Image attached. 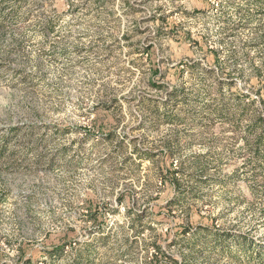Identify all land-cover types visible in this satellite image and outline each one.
Wrapping results in <instances>:
<instances>
[{"label": "rangeland", "instance_id": "374dc122", "mask_svg": "<svg viewBox=\"0 0 264 264\" xmlns=\"http://www.w3.org/2000/svg\"><path fill=\"white\" fill-rule=\"evenodd\" d=\"M241 2L0 0V264H72L83 242L92 264H151L156 241L188 264H234L191 232L197 224L247 230L244 116L232 125L201 106L194 118L184 109L181 123L165 122L151 105L200 79L219 81L227 101L234 82L262 112L249 82L264 80V3L240 27ZM219 45L237 53L224 70L179 74L183 62L212 67L209 49ZM143 150L153 156L139 158ZM168 167L177 172L163 181ZM94 205L100 214L90 220ZM181 226L191 228L186 238L175 234ZM68 241L51 260L39 253Z\"/></svg>", "mask_w": 264, "mask_h": 264}, {"label": "trees", "instance_id": "16d2710c", "mask_svg": "<svg viewBox=\"0 0 264 264\" xmlns=\"http://www.w3.org/2000/svg\"><path fill=\"white\" fill-rule=\"evenodd\" d=\"M263 3L264 0H242L236 8L240 11V17L235 25L244 27L247 23L251 22L253 17L249 12V8L255 6L256 10L259 8L261 9ZM195 12L202 14L205 11L198 9L195 10ZM222 16L223 15L218 14L216 19L220 21L223 18ZM47 26L49 30L53 29L52 24H47ZM261 34L262 33H260V35L259 33L255 34L253 37L254 40H261L263 38ZM149 49L150 48L146 50V53H148ZM209 52L212 54L211 64L215 67H203L197 63L183 62L184 67L183 69L179 68V74L187 71L190 77L198 76L200 74L206 78H211L216 72V69L221 71L224 70L222 68L227 65L229 59H233L237 56L236 50L222 51L221 45L209 49ZM261 64L264 65V59L261 60ZM252 66L254 67L253 64ZM257 69L258 66L256 65L255 70ZM153 72L157 74L159 72L158 67H154ZM199 80L196 79L194 85H191L189 88H170L166 93V97L159 100L160 105L153 104L151 105V109L159 113V116L163 118L162 121H175L181 123L179 120L181 118L180 113H178L179 110L186 109L187 111L185 113L189 112L192 115V118H194L193 114L196 107L200 109L201 106L202 108L206 106L213 115L220 116L224 113L226 116H231L233 118L232 125L234 124L237 126L240 125L241 118H239V115L242 113L246 120L243 129L244 135L241 137L243 140L242 154L244 155L242 165L246 168V175H244V178L247 181V187L252 198L251 200L244 199L243 201L248 204L244 209L247 211V214L250 215L251 220L247 230L244 231L232 228H212L208 225L197 224L196 229L191 232V238L202 234L204 236L203 242L204 244H207L210 239L206 238L210 237L212 251L221 258L226 256L231 263L264 264V99L260 95L261 90L264 89V80L259 79L257 76V78L252 77L249 82V86L255 87L258 85L257 91L259 89V102L263 104L262 112L255 109V99L251 97V93L238 88L234 82H228L226 84L231 99L230 101H227L221 92L222 86L219 81L213 83L211 80L210 84H205L204 82L199 83ZM148 82L157 89L162 88L161 84L154 82L152 78H150ZM213 88L215 89L214 95H212ZM203 95L206 96L207 102L209 101L210 104H204L205 100H203ZM150 153L152 152L143 150L142 152H139L138 156L141 159H149L153 156ZM164 164L165 163H163V165ZM164 170L165 171L161 169V172H164L163 181L167 178H174V172H177L174 168L172 169V167H168ZM209 178L208 175H204L200 178V181L205 183ZM213 183L218 186L225 185V182L222 179L217 178L213 180ZM172 184L175 188L176 185L174 181ZM175 201H168L166 206H159L157 208H164L173 205ZM87 212L90 220H96L100 214V208L95 205L89 206ZM103 224L99 226L100 236H102L100 238L106 237L104 231L108 228L107 222H103ZM260 229L262 230L261 232H259ZM190 231L191 228L189 226H181L175 234H179V236L186 238L187 233ZM142 232L143 231L141 230H137L136 234L140 236ZM68 244L69 241L57 243L41 249L39 253L43 258H49L51 260L62 254ZM152 246L155 249L156 254L152 258L153 260L151 264H188L185 263L184 260L179 261L177 258L166 255L157 241L152 243ZM91 253L92 249L90 247V242H83L80 249L73 257L72 260L74 261L72 264H92ZM30 262V258H25L23 259L22 264H30Z\"/></svg>", "mask_w": 264, "mask_h": 264}]
</instances>
